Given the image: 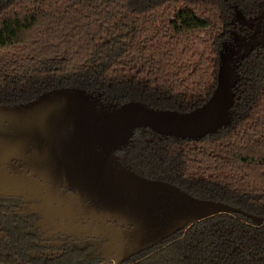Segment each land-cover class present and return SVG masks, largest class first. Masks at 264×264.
<instances>
[{"label": "trees", "instance_id": "obj_1", "mask_svg": "<svg viewBox=\"0 0 264 264\" xmlns=\"http://www.w3.org/2000/svg\"><path fill=\"white\" fill-rule=\"evenodd\" d=\"M223 60L224 122L190 137L137 127L113 160L264 219V0H0V105L76 89L113 111L189 115L208 105ZM124 264H264V225L219 214Z\"/></svg>", "mask_w": 264, "mask_h": 264}, {"label": "water", "instance_id": "obj_2", "mask_svg": "<svg viewBox=\"0 0 264 264\" xmlns=\"http://www.w3.org/2000/svg\"><path fill=\"white\" fill-rule=\"evenodd\" d=\"M236 16L243 19L239 12ZM227 63L223 60L220 65L218 84L206 108L186 116L132 104L113 115L97 117L84 106L86 102L81 94H64L53 99L42 96L24 110L7 111L28 128L40 150L45 152L37 165L45 162V177L49 181L72 188L79 200L89 203L87 213L132 227L131 244L119 261L217 214L240 213L262 223L261 219L231 206L197 199L172 184L141 178L120 168L113 156L107 157L98 149L127 134L124 143L132 129L141 126L188 137L214 131L226 120L222 115L227 116L231 106L229 99L220 103L228 89V83L222 86L220 81Z\"/></svg>", "mask_w": 264, "mask_h": 264}, {"label": "flooded vegetation", "instance_id": "obj_3", "mask_svg": "<svg viewBox=\"0 0 264 264\" xmlns=\"http://www.w3.org/2000/svg\"><path fill=\"white\" fill-rule=\"evenodd\" d=\"M64 94L83 95L84 106L97 117L113 115L120 110L113 111V102L101 95L82 90L58 89L44 96L53 99ZM34 102L0 105V259L14 264H124L156 249L189 227L152 248L119 261L131 244L132 227L87 213L89 203L79 200L72 188L49 181L45 177V162L42 161V166L37 165L45 152L40 150L28 128L7 112L24 110ZM122 143L116 148L119 149ZM221 214L241 215L257 225H264V219L260 217L254 216L262 220L258 224L240 213ZM110 233L112 238H109Z\"/></svg>", "mask_w": 264, "mask_h": 264}, {"label": "rangeland", "instance_id": "obj_4", "mask_svg": "<svg viewBox=\"0 0 264 264\" xmlns=\"http://www.w3.org/2000/svg\"><path fill=\"white\" fill-rule=\"evenodd\" d=\"M196 49H198V50H200V46H197V48ZM227 65V64H226ZM225 65V67L223 68V70H222V72H221V85L222 86H226V84L228 83V84H230V82H231V78L229 77V67L228 66H226ZM230 82H229V81ZM98 110V109H97ZM222 119L223 120H225L226 119V114H224V115H222ZM194 123L196 122V121H193ZM121 137H123V136H121ZM121 137H120V139H118V140H116V141H113V142H109V143H105V144H102V145H100L99 147H98V149H99V151L103 154V155H105L106 154V156L107 157H110V158H112V156H113V154H114V150L116 149V147L120 144V143H122V141H124V139L122 138L121 139ZM105 225V224H104ZM132 231V230H131ZM108 236V235H107ZM113 237V234L112 233H110L109 234V238H112ZM105 240H107V238L105 237L104 238Z\"/></svg>", "mask_w": 264, "mask_h": 264}]
</instances>
